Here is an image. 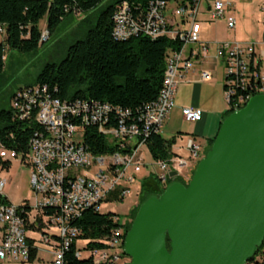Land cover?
<instances>
[{
	"label": "built area",
	"instance_id": "1",
	"mask_svg": "<svg viewBox=\"0 0 264 264\" xmlns=\"http://www.w3.org/2000/svg\"><path fill=\"white\" fill-rule=\"evenodd\" d=\"M210 3L206 11H199L201 2ZM230 3L221 0H155L145 12L131 13L126 3L120 4L112 15V37L125 40L136 35L149 38L167 36L181 42L178 50L167 53L164 60L163 81L157 97L144 105L142 111L128 119L129 112L111 109L92 101H61L49 95L45 86L20 88L10 100L12 116L16 120L31 119L39 128L28 141L24 159L28 168V184L34 203L0 205V262H30L38 247L48 255L46 264H66L72 246L73 257L89 264H119L123 253V228L117 226L96 242L99 248H87L79 239V229L73 224L84 210L99 212L105 198L119 189L121 198L129 192L142 162L140 148L149 132H158L169 110L176 85L191 69L190 58L205 57L207 42L199 41L200 13L209 22L223 19L227 29H233L234 19L225 16ZM264 11V6L262 7ZM264 31V24L261 26ZM3 28L0 26V35ZM41 41L47 39L41 32ZM198 45V51L191 46ZM215 58L223 65L222 95L227 108L235 111L257 94H264V60L255 51L258 44L213 42ZM260 46L264 47V41ZM200 81L209 80L207 71H200ZM116 115L114 126L106 127L110 112ZM184 121L195 123L201 112L193 107L182 108ZM95 126L108 142L117 145L112 152L93 154L82 145V129ZM125 150L120 152L119 150ZM186 160L173 156L167 161H151L157 169L156 179L165 184L168 172L187 165L188 160L201 158V148L188 138L184 144ZM122 150V151H123ZM18 160L16 154L0 145V161ZM4 180L0 179V192ZM125 218V217H124ZM123 218V220H124ZM116 222L117 218H112ZM34 251L32 258L31 252ZM127 263V262H126ZM245 264H264V250L254 261Z\"/></svg>",
	"mask_w": 264,
	"mask_h": 264
},
{
	"label": "trees",
	"instance_id": "2",
	"mask_svg": "<svg viewBox=\"0 0 264 264\" xmlns=\"http://www.w3.org/2000/svg\"><path fill=\"white\" fill-rule=\"evenodd\" d=\"M100 1L0 0V26L3 28L0 73L5 60L4 46L22 53L30 52L44 42L40 39L39 21L45 19L44 31L48 39L68 16L77 17V22L87 25L85 13ZM153 1L155 0H111L99 13L94 24L87 27L82 38L66 48L65 56L58 63L43 65L32 84L21 88L45 86L50 96L61 101H92L105 104L111 109L125 110L130 116L125 120L130 121L131 117L142 111L144 105L156 99L162 86L165 57L168 52L178 50L181 42L177 38L164 35L156 38L136 35L125 40H115L111 34L112 15L122 3L127 4L131 13H136L148 10ZM230 112L227 108L221 121ZM115 117L113 111L109 113L106 127L115 125ZM38 128L31 119H14L11 109L0 111V145L13 151L20 164H25L28 141ZM213 138L214 136L207 141L206 146H210ZM81 143L93 154L112 152L117 147L114 141L108 142V139L91 125L83 127ZM172 144L173 138L164 140L159 136V131L149 132L144 140V148L151 161H167L173 157L170 151ZM122 150L119 151L125 152ZM0 165L1 168L7 169L9 161H0ZM192 171L193 169L190 175ZM174 182L185 186L187 181L175 177ZM171 183L172 181L167 179L163 185L154 176L143 178L139 183L137 203L127 216L129 220H119L118 216L111 212H94L91 209L82 211L73 223L79 229L78 238L86 240V247L91 249L101 247V243L96 240L105 238L109 231L117 226L123 228L124 237L137 207L147 198L159 195ZM121 199L119 189H115L107 195L104 202H117ZM7 203L6 198L0 194V205ZM113 217L117 218L116 222H113ZM165 248L168 249L166 237ZM263 250L264 238L248 261H254ZM33 254L34 251L30 254L31 258ZM64 262L89 264L87 260H77L73 257L72 246L64 255Z\"/></svg>",
	"mask_w": 264,
	"mask_h": 264
},
{
	"label": "water",
	"instance_id": "3",
	"mask_svg": "<svg viewBox=\"0 0 264 264\" xmlns=\"http://www.w3.org/2000/svg\"><path fill=\"white\" fill-rule=\"evenodd\" d=\"M192 169L185 186L168 172L172 183L137 207L123 238L125 264H245L252 258L264 238V94L220 121Z\"/></svg>",
	"mask_w": 264,
	"mask_h": 264
},
{
	"label": "rangeland",
	"instance_id": "4",
	"mask_svg": "<svg viewBox=\"0 0 264 264\" xmlns=\"http://www.w3.org/2000/svg\"><path fill=\"white\" fill-rule=\"evenodd\" d=\"M110 1L111 0H101L93 9L85 13V16L88 19L87 25L77 22V17H66L57 27L55 32L48 36L46 41L42 42V44L30 52L22 53L17 50L7 49L6 46H4L3 56L5 60L0 73V111L10 110L11 95L17 89L32 84L43 65L48 63H58L65 56L66 48L74 41L82 38L87 27L94 24L99 13L110 4ZM221 1L230 3L229 10L234 18V27L233 29H227L223 19L212 22H209L207 18L201 19L200 24L204 27L203 35L210 47H214L213 42L239 44H257L261 42V26L264 24V11H262L264 0ZM198 18L200 20L199 16ZM38 28L41 32L44 31L45 19L39 21ZM2 40L3 36L0 35V42ZM255 48L261 50L264 47L258 44ZM216 73L219 74V67H217ZM220 121L221 120H218L217 123ZM207 127H209V130L205 131V133L214 136L218 125L208 122ZM193 132L194 123L184 121L179 113L167 117L164 120V123L159 130V136L164 140L176 137L177 141L179 136H189ZM208 148L209 147L206 146L203 154L207 152ZM184 154H182V158L186 160L187 155L184 156ZM139 158L142 162V166H140L139 172L134 175V181L132 184L128 185V194H126L120 201L102 203L99 207L101 213H115L119 220H122L124 217L128 216L130 209L135 207L137 203L139 183L147 176L155 177L154 174L157 171V168L152 165L151 159L144 147L140 148ZM195 161L188 160L186 161L187 165L185 167L177 168L176 173L178 177L183 179L186 176L187 170ZM0 179L4 180V185L0 194L6 198L8 203L15 206L25 200L28 201L30 205L34 203V194L28 184V168L25 165L20 164L18 160H10L7 169L1 168L0 165ZM126 219L129 220V218ZM38 245V250L35 252L33 258L30 262L24 264L47 263L48 255L42 251L43 246L40 244ZM128 261V258L123 257L119 259V264H125ZM0 264L21 263L0 262Z\"/></svg>",
	"mask_w": 264,
	"mask_h": 264
},
{
	"label": "crops",
	"instance_id": "5",
	"mask_svg": "<svg viewBox=\"0 0 264 264\" xmlns=\"http://www.w3.org/2000/svg\"><path fill=\"white\" fill-rule=\"evenodd\" d=\"M209 6L210 3H205L202 1L199 4L198 9L199 11H206ZM225 16H231L233 18L229 9H226ZM204 18L206 19L207 15L205 13H200V22L201 19ZM203 28V25L200 24V42L207 41L203 35ZM261 41H264L263 30ZM257 44H260V42ZM191 50L195 51L196 53V51H198V45L191 46ZM255 51L257 53H261L264 60V48L261 50L255 48ZM215 52L216 51L214 47H209L205 57L202 58L199 55L197 56V54L191 57V69H189V71L186 73L184 79L176 85L172 100V107L169 110L166 118L171 117L172 115L179 114L181 109L185 107H193L201 112L200 120L194 123V132L192 134H190L189 136H179V141H176V137H172L173 144L170 146V151L177 157L182 158V154L184 153V156L187 155V152L184 149V144L186 140H188V138L194 139V142H196L200 146L201 153L203 154L206 148L207 141L213 137L212 134L205 133V131L209 130V127H207L208 122L218 125L219 122L217 123V121L221 120L222 115L227 110V105L225 104L222 97L223 65L221 60L215 58ZM217 67H219V74L216 73ZM200 71H207L209 73V80L200 81ZM190 169L191 166L187 170L186 176L183 178V180H187Z\"/></svg>",
	"mask_w": 264,
	"mask_h": 264
},
{
	"label": "flooded vegetation",
	"instance_id": "6",
	"mask_svg": "<svg viewBox=\"0 0 264 264\" xmlns=\"http://www.w3.org/2000/svg\"><path fill=\"white\" fill-rule=\"evenodd\" d=\"M126 218H128V217L126 216L124 219L127 220Z\"/></svg>",
	"mask_w": 264,
	"mask_h": 264
}]
</instances>
